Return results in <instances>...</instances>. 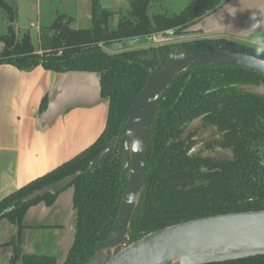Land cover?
<instances>
[{
    "label": "trees",
    "instance_id": "1",
    "mask_svg": "<svg viewBox=\"0 0 264 264\" xmlns=\"http://www.w3.org/2000/svg\"><path fill=\"white\" fill-rule=\"evenodd\" d=\"M228 1L195 0L178 14L150 18V0H131L130 17L122 19L114 31L107 28L110 14L93 5L90 29H73L71 20L62 16L52 27L40 29L41 53L37 54L28 35L17 39L13 10L0 0V9L8 13L9 21L6 34L0 36V65L9 64L23 72L41 67L61 74L100 73V95L109 102L105 129L93 144L0 200V220L7 219L17 232L0 245L12 247L8 264H59L52 256L23 254L21 246L27 211L38 204L51 207L59 194L31 202L23 200L75 173L79 175L69 186L76 211L75 234L61 264H86L95 254L97 243L110 234L127 184L126 177L120 179L123 142L117 143L97 166H90V162L118 135L123 117L146 84L147 71L154 70L156 61L143 60L154 54L153 45L165 44L157 50L169 53L167 44L187 40L180 44L187 52L224 51L264 60L263 49L224 38L202 39L190 31ZM155 35L172 39L137 49L106 50L115 43ZM239 85L264 87V77L238 67L199 66L182 72L167 87L154 114L142 191L129 225L128 244L179 223L264 211V98L239 91ZM46 107L45 98L40 112ZM194 122L201 130L212 128L217 136L204 146L206 151H229L231 158L190 154L195 131L188 129ZM221 264H264V256Z\"/></svg>",
    "mask_w": 264,
    "mask_h": 264
},
{
    "label": "crops",
    "instance_id": "2",
    "mask_svg": "<svg viewBox=\"0 0 264 264\" xmlns=\"http://www.w3.org/2000/svg\"><path fill=\"white\" fill-rule=\"evenodd\" d=\"M194 30L198 38H224L264 50V0H230ZM35 53H41L40 47ZM45 98L47 107L40 112ZM108 105L91 73L61 74L41 67L23 72L0 65V200L93 144L105 129ZM63 193L51 207L38 204L27 211L21 240L26 254L55 259L67 255L74 239L75 211L70 194ZM8 240L7 235L0 245ZM0 257L10 261L7 246L0 247Z\"/></svg>",
    "mask_w": 264,
    "mask_h": 264
},
{
    "label": "water",
    "instance_id": "3",
    "mask_svg": "<svg viewBox=\"0 0 264 264\" xmlns=\"http://www.w3.org/2000/svg\"><path fill=\"white\" fill-rule=\"evenodd\" d=\"M193 26L190 31L195 33ZM153 56L143 60H152ZM161 66L147 71L146 84L123 117L117 136L90 162L97 166L113 147L123 142L120 179L127 184L108 237L97 243L86 264H221L264 256V211L218 215L175 224L128 244V229L141 191L146 154L158 103L171 82L182 72L199 66H232L264 77V60L253 56L213 51L195 54L183 47L172 49ZM95 75L99 82L100 73ZM238 90L264 98V87L239 85ZM79 173L37 190L23 201L57 195L68 188ZM12 208L5 210L7 214Z\"/></svg>",
    "mask_w": 264,
    "mask_h": 264
},
{
    "label": "rangeland",
    "instance_id": "4",
    "mask_svg": "<svg viewBox=\"0 0 264 264\" xmlns=\"http://www.w3.org/2000/svg\"><path fill=\"white\" fill-rule=\"evenodd\" d=\"M8 4L14 14V22L12 24L17 39H21L24 35H28L31 44L35 51L39 49V31L53 26L58 17L62 16L71 20L70 26L73 29H90L91 20L87 18V13L91 14L93 5H96L99 9L104 10L110 14L107 28L109 31L116 30L119 22L122 19H128L130 17V1L131 0H3ZM195 0H150V6L148 9V16L152 18L157 14L173 15L181 12L188 4ZM9 25L8 13L0 9V36H3L7 32ZM171 36L155 35L147 39H136L126 42L115 43L111 47H107V51L114 49H135L146 45L147 43H159L163 41H171ZM147 40V41H146ZM1 50V49H0ZM191 132L195 131L193 137L195 144L191 149L190 154L200 155L202 157L212 155L221 158H231L229 151L223 152L217 150L214 154L205 152L203 147L206 143L211 142L215 136V132L212 128L204 131L198 128V123L194 122L189 129ZM63 194H70L72 204V188H66ZM76 219V211H75ZM68 223V222H67ZM66 223V225H67ZM13 226V227H12ZM14 225H12L7 219L0 220V241L9 236V240L17 232ZM69 226L65 228V236L68 238ZM74 234H75V221H74ZM8 240V241H9ZM35 240V238H34ZM36 242V241H34ZM7 243V242H6ZM2 244V243H1ZM37 242L33 243L36 246ZM13 253L12 247L7 246ZM22 253L26 254V251L22 249ZM44 255V254H43ZM48 256V255H47ZM66 257V256H65ZM58 256L57 263L61 264L65 260ZM5 262L4 257H0V264H8ZM17 264H21L20 261Z\"/></svg>",
    "mask_w": 264,
    "mask_h": 264
},
{
    "label": "flooded vegetation",
    "instance_id": "5",
    "mask_svg": "<svg viewBox=\"0 0 264 264\" xmlns=\"http://www.w3.org/2000/svg\"><path fill=\"white\" fill-rule=\"evenodd\" d=\"M187 40H183V41H177V42H174V43H171V44H167L169 47H168V49H169V53H166V52H162V53H159V51L157 50V48H158V46H162V45H165V44H158V45H153V47H155L156 49V51L154 52V54H151V55H149V56H146V57H150V56H153V59L152 60H144L145 62H157L156 64H154V69L156 68V67H159V66H161V63L158 61V59H157V53H159L161 56H162V62H165V60L167 59V57H168V55L170 54V52H171V50L172 49H177V50H179V48L180 47H182L180 44L181 43H184V42H186ZM140 48V47H139ZM137 49V48H136ZM143 58H145V57H143ZM209 129V128H208ZM201 130V129H200ZM206 130V129H205ZM202 131H204V130H202ZM217 136L215 135L214 136V138H213V140L216 138ZM212 140V141H213ZM208 143H210V142H208ZM207 144V143H206ZM205 144V145H206ZM203 149H204V147H203ZM217 150H219V149H216L214 152H212V153H210V152H208V151H206L205 149H204V151L205 152H208L209 154H214L215 152H217ZM222 151V150H221ZM223 152H226V151H223ZM208 156H212V155H208Z\"/></svg>",
    "mask_w": 264,
    "mask_h": 264
}]
</instances>
